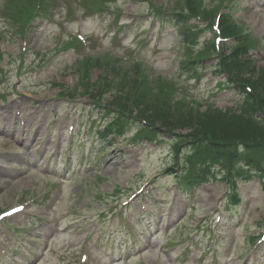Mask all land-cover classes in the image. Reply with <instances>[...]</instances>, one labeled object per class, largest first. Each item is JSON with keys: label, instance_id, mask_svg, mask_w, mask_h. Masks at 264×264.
Listing matches in <instances>:
<instances>
[{"label": "rangeland", "instance_id": "374dc122", "mask_svg": "<svg viewBox=\"0 0 264 264\" xmlns=\"http://www.w3.org/2000/svg\"><path fill=\"white\" fill-rule=\"evenodd\" d=\"M263 73L264 0H0V213L22 208L0 223V264H264V178L234 188L219 152L207 180L179 189L197 145L175 120L264 124L235 89ZM83 76L109 90L101 105ZM105 102L122 137L99 136ZM252 157L233 160L264 169Z\"/></svg>", "mask_w": 264, "mask_h": 264}, {"label": "trees", "instance_id": "16d2710c", "mask_svg": "<svg viewBox=\"0 0 264 264\" xmlns=\"http://www.w3.org/2000/svg\"><path fill=\"white\" fill-rule=\"evenodd\" d=\"M189 10L191 14L196 15L199 14V9L189 6ZM203 14V12H201ZM222 28L225 34L231 35L235 31H231L229 29V20H222ZM233 29V27H230ZM234 30V29H233ZM235 54L234 56H237ZM233 56V55H232ZM225 57V56H224ZM227 57V56H226ZM203 57L196 58L191 62V64H198L204 59ZM235 66L239 65V60L237 58L234 59ZM227 66L233 71L230 64ZM84 79L87 81L84 82ZM248 82L251 83L250 91H247L245 85L237 87L236 89L246 98L247 104H252L257 109V112L262 113L264 115V73L258 76L257 78L248 79ZM81 86L88 88V91L94 100L100 99L106 91H100L101 86H97L96 89H92L93 84L89 83V79L85 76L81 78ZM152 96V94H150ZM114 98V97H113ZM135 102L138 98V95L133 92L129 94L127 99H130ZM116 100V97L112 99ZM111 100V101H112ZM123 106V104H122ZM115 112V111H114ZM235 115L227 116L226 112L223 110L210 114V112L200 113V114H190L189 116L180 115L179 118H175V120H180L179 124L181 127H190L192 131L184 136V138L191 139L190 144L195 143L197 145V149L195 150L196 157L188 156L186 160L187 169H183L181 175L179 176V181L184 185L180 189L189 190L191 188L197 187L201 185L205 180H207L208 176L212 174L214 171L213 166L215 165V157L216 153L219 152L227 153L222 159L225 165L222 166V172L224 174L223 178L229 183V185L236 188L238 181L248 180L252 177V174L258 173L261 171L260 169L252 168L253 163L245 159L244 165L240 167H236L234 163V158L240 157L241 155L249 156L251 161L254 160L252 155L263 152L264 153V124L259 123L257 120L250 119L244 123V119L241 115V112L235 111L233 112ZM106 117L111 120H107V127L105 129L104 134L109 132H114L115 134L121 135L123 132V127L127 123L126 119L123 116L116 115L113 112L106 111ZM164 114L168 117L172 116V113L169 111H164ZM247 126V127H246ZM248 128L249 130H247ZM224 130L225 141L218 140V134L220 131ZM140 137L147 134L146 132H138ZM208 136L213 135L211 142H205L204 145H199L197 142V137L199 135ZM108 135V134H107ZM195 140V141H194ZM239 141L236 145L233 146V142ZM179 146L174 150L175 152V161L176 166L178 167L179 161ZM259 163V162H258ZM261 163V162H260ZM220 165V164H219ZM256 166V165H255ZM171 170V168H170ZM264 177V175H260ZM231 201L233 204H238L240 198H238L237 194L234 193L231 197Z\"/></svg>", "mask_w": 264, "mask_h": 264}]
</instances>
